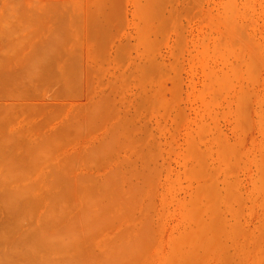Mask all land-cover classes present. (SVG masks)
Wrapping results in <instances>:
<instances>
[{
  "label": "rangeland",
  "instance_id": "rangeland-1",
  "mask_svg": "<svg viewBox=\"0 0 264 264\" xmlns=\"http://www.w3.org/2000/svg\"><path fill=\"white\" fill-rule=\"evenodd\" d=\"M0 264H264V0H0Z\"/></svg>",
  "mask_w": 264,
  "mask_h": 264
},
{
  "label": "bare ground",
  "instance_id": "bare-ground-1",
  "mask_svg": "<svg viewBox=\"0 0 264 264\" xmlns=\"http://www.w3.org/2000/svg\"><path fill=\"white\" fill-rule=\"evenodd\" d=\"M22 256H23V255H22ZM24 256H25V255H24ZM24 256H23V257H24ZM79 262H80V260H79Z\"/></svg>",
  "mask_w": 264,
  "mask_h": 264
}]
</instances>
